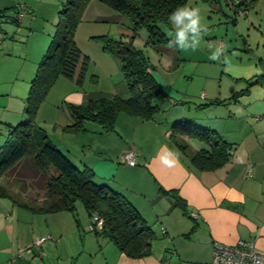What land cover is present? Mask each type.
<instances>
[{"label": "crops", "instance_id": "0c3cea01", "mask_svg": "<svg viewBox=\"0 0 264 264\" xmlns=\"http://www.w3.org/2000/svg\"><path fill=\"white\" fill-rule=\"evenodd\" d=\"M92 1L99 4L90 6ZM92 1L85 9H92L91 13L96 14L86 20L88 27L85 30L88 33L91 52L81 51L88 54L89 62L91 58L95 60L89 83L92 86L98 85L100 76H104L105 87H85L88 83L89 65L80 86L60 77L38 109L35 117L37 125L45 130L47 135V129L52 126L53 134L61 135V143L52 142L65 152L80 170L86 167L92 169L100 182L122 193L153 231L158 230L164 241L175 248V254L191 256L199 263H207L212 259L215 243L234 245L247 241L253 242L257 253L264 255V55L259 57L258 62L244 63L242 60L235 65L239 73H235L234 69L232 73L228 65L224 64L222 69L230 79L224 82L225 87L215 88L213 79L210 80L207 75L199 73L198 76L204 79L201 84L200 104L188 101L192 96L187 76L199 72L200 65L206 63L203 60L213 56V53H202L203 56L192 64L186 68L184 65L181 76L174 83L170 82L166 89L163 88V83L154 77L152 70L153 77L163 90V95L159 97L168 99L171 108L164 107L159 100L157 103V97L154 102L160 111L151 120H141L127 113H120L116 117L113 131L107 132L102 125L90 120L83 123V129L73 131L68 129L74 123L68 105H82L115 96L123 99L130 97L121 61L104 51L99 38L107 36L126 41L133 35V22L99 1ZM10 2L0 0V30L5 34L2 24L11 23L20 28V23L12 20L20 11L25 10L17 5L9 6ZM257 2L249 9L248 15L252 12L255 14L253 19L255 18L264 33V13L261 14L262 11L258 10ZM248 15H238L236 18ZM224 16L231 22V15L224 13ZM109 22L112 26L107 29H99L96 26L98 23ZM232 25H237V22ZM32 32L34 31L29 29L28 37ZM49 32L48 30L47 34ZM45 35L44 40L38 43L39 49H42L38 56L36 52L39 49L35 52L34 67L42 60L41 56L45 55L44 48L48 43V37ZM171 48L168 46L155 51L164 58L171 54ZM28 56L29 54L26 59ZM32 70V67L27 66V74ZM61 79L68 81L62 99L60 98V102H48L55 87L60 85L59 83H66L65 80L61 82ZM68 83H73L74 86ZM190 104L194 107H189ZM186 109H193L194 112L188 114ZM209 111L215 113L208 116ZM258 117L261 119L257 120ZM19 118L22 119L23 116ZM21 119L18 124L23 120ZM182 120L193 121L215 132L231 147L228 161L221 167L209 170L194 165L193 156L198 151L209 150V147L198 138L186 136L176 139L179 145L185 146L186 149L182 150L174 144L170 139L171 127ZM6 124L18 125L14 124L12 118H8ZM66 135H70L69 138H66ZM129 149L138 153L135 167L122 162L123 154ZM5 188L10 195V189ZM19 191L13 197H19L22 192V196L32 200L29 192ZM170 192L184 200L186 213L176 206ZM43 200H35L39 202L35 206L20 204L23 208L17 211V216H14L13 212L4 217L5 222L0 223V264H70L74 258H77L78 264L79 258L84 254H88L91 261L95 255L101 254L104 264H152L149 261L152 257L133 259L120 252L114 244L116 248H109L112 247L109 240L90 230L94 217L85 208L83 211L86 215L84 213V218L79 221L76 212H40ZM21 213L28 220V224H24L27 228H21L19 221L17 222L18 218H22ZM41 214H45V217L40 216ZM44 236L51 237V242H45L39 249L32 248L35 240ZM27 246L31 247L24 250ZM25 251L30 253L25 254Z\"/></svg>", "mask_w": 264, "mask_h": 264}, {"label": "trees", "instance_id": "16d2710c", "mask_svg": "<svg viewBox=\"0 0 264 264\" xmlns=\"http://www.w3.org/2000/svg\"><path fill=\"white\" fill-rule=\"evenodd\" d=\"M92 0H66L61 10L62 20L57 24V33L47 52L39 62L36 74L30 83L26 99L25 116L18 125L6 124L8 139L0 147V180L14 171L23 161H28L33 177L43 187L44 200L40 212L75 213L80 202L93 217L103 221L101 229L94 232L109 240L118 250L130 258L140 259L151 255L152 242L156 239L153 228L147 223L133 204L107 184L100 182L95 172L86 167L80 170L68 155L63 153L49 138L45 130L35 121L41 104L60 77L82 85L89 57L81 51L75 41L78 26L87 5ZM112 10L125 15L133 22V35L126 41L107 36L100 37L104 51L117 57L122 63L124 79L130 93L127 99L115 96L89 101L82 105H68L74 123L68 129H83L87 120L99 123L105 131H113L116 117L127 113L141 120H151L160 109L155 99L163 95L153 77L144 52L134 47L138 29L145 28L147 45L156 50L175 47L170 44L160 25L171 28L169 14L177 7L187 5L188 0H97ZM208 1V0H204ZM232 9L234 17L242 9H250L257 0H223ZM231 17V22L236 19ZM12 19V18H11ZM15 23H19L16 18ZM251 85V82H249ZM205 106H198L204 108ZM194 137L207 143L209 150L198 151L192 162L203 170L216 169L225 164L231 147L208 128L190 120L176 122L171 127L170 139L182 150L177 137ZM170 194L175 204L186 213L184 200L174 192ZM0 196L10 198L8 190L0 184Z\"/></svg>", "mask_w": 264, "mask_h": 264}, {"label": "rangeland", "instance_id": "374dc122", "mask_svg": "<svg viewBox=\"0 0 264 264\" xmlns=\"http://www.w3.org/2000/svg\"><path fill=\"white\" fill-rule=\"evenodd\" d=\"M10 1L11 2L9 6L17 5V7L22 9L25 8V10L23 12L24 17L21 22H19L21 25L20 28L14 26L11 23H7L2 24L6 34L0 30V147L3 146L8 139L7 128L5 125L7 119L12 118L14 124H18V121L21 119L19 118L21 115L23 116L22 119L26 118L24 113L26 99L29 94L30 83L34 78L39 65L38 62L35 64V67L33 66L35 52L39 49L38 43L39 41L44 40V35L46 34L45 36L48 37V43L46 44L47 46L44 48V52L46 53L50 43L57 33V24L62 20L63 17L61 10L63 9L64 3L66 2V0ZM257 3L258 10L262 11L261 14H263L264 0H258ZM90 4V6H92V4L99 3L92 1ZM187 5L199 8L202 17V39L195 51L191 49L183 51L178 47H172L169 49L171 54L168 56H170V58L168 56L163 58L158 52L155 51V48L147 45L148 33L145 28L138 29L133 45L136 49L144 52V55L148 58L150 64L153 66L154 77L163 83L162 85L164 89L169 86L170 82L174 83L177 81V79L181 76L184 65L186 68L188 65L192 64L193 61L199 57H202V53H213V56L203 60L206 63H202L200 65L199 72H197L195 75L187 76V82L189 83L190 87L189 92L192 96L188 101L191 103H194L195 101L200 104L202 103V100L199 99L201 95V84L203 83L204 79L198 76L199 73L207 75L210 80L213 79V85L215 88H218V86L225 87L224 82H226L228 78L224 74V69H222L224 64H227L228 69L231 71L234 69L235 73H239L236 70L237 67H235V65L239 64L242 60L245 61L244 63H248L250 61L258 62L259 57L262 54L264 55V33L258 27V22L255 20V18L253 19L255 16L253 12L249 15L247 14L248 16L246 17L241 16L240 18H235L232 9H230L223 0H208L207 2L204 0H188ZM86 11L87 10H85L83 14L79 32L75 40L82 51L90 53L91 47H89L90 44L87 36L88 33L85 30L88 27L86 20L90 19L91 17H95L96 14L91 13L92 9H89L87 12ZM224 13L234 17L236 19L237 25L234 26L232 25V22H228L224 16ZM262 16H264V14ZM96 26H98L99 29H107L108 26L110 27L112 24L110 22L108 24L98 23ZM160 27L165 32L167 37L174 41L175 30L173 26L171 25V28H169L165 25H160ZM29 29H32L34 32H32V34L28 37ZM48 30L50 31L49 34H47ZM12 37L13 39H11ZM220 43H222L224 46L222 51H219L218 49V45ZM10 45L13 46L9 47ZM40 49L42 48L40 47ZM40 49L38 52H36L37 56L39 51H41ZM28 54V59H26ZM91 59L92 60L89 62L90 72L88 76V83H86L85 87L87 89L90 87L94 89H102L105 87L104 85L106 81L104 76H100L99 84H94V87L89 83V79L92 76V71H94L95 68V60L93 58ZM180 63H182V66L178 68ZM27 66L32 67L33 69L32 71L28 72V74ZM61 80V82L65 80L64 82L66 83L63 85L62 83H59L60 85L55 87L50 99L48 98V102H60L62 99V94L65 92L64 87L68 81L67 79ZM68 84L73 85V83ZM158 100L160 103L165 105L164 107H170L168 99L165 97L157 98V103ZM189 107L192 108L194 106L193 104H190ZM186 112L189 114L193 113L194 111L193 109H186ZM210 112L211 111L207 112L208 116L215 113V111H212L211 113ZM47 132L51 141L60 142L61 135L53 134L52 126L47 129ZM69 136L70 135H66V138H69ZM28 161L29 160L27 159L26 162L23 161L14 171L10 172L6 177H3V179L0 180L2 185H5V187L10 189V195L12 196L10 198H3L0 196V223L2 221L5 222L4 217L13 214V212L14 216H17V211L23 208L20 206V204L35 206L39 204V202L35 200L44 199L43 187L37 178L33 177L34 174L32 175L31 173L32 169L29 170L30 167L27 164ZM16 188L17 191H15ZM19 190L26 191L27 193L29 192L28 194L31 195L32 200L22 196V192L20 193L19 197H13L15 193L17 194L20 192ZM83 208L84 207L80 202L76 204L75 212L79 221L84 218V213L86 215V212L83 211ZM14 209L16 211H13ZM20 216L22 218H18L19 220H17V222L19 221V226L21 228H27V226L24 225L28 224L26 216L22 213ZM40 216L44 218L45 214H41ZM37 217L39 216L37 215ZM154 232L156 234V239L152 242V255L149 256V258L152 257V259L149 260L152 262V264L199 263L194 257L175 254V248L173 246H169L164 241L165 239L159 235L158 230L154 229ZM48 242L51 241L48 240ZM110 246L112 247L109 248H116L113 244H110ZM30 247L31 246H27L24 248V250H27ZM24 253L28 254L30 252L25 251ZM76 259L77 258L71 260L72 262L70 264H76ZM78 264H104V257L101 254L95 255L93 257V261H91L88 257V254H84L79 258Z\"/></svg>", "mask_w": 264, "mask_h": 264}, {"label": "built area", "instance_id": "2783aa9c", "mask_svg": "<svg viewBox=\"0 0 264 264\" xmlns=\"http://www.w3.org/2000/svg\"><path fill=\"white\" fill-rule=\"evenodd\" d=\"M249 9H242L239 11V15H247ZM23 11H20L16 16L18 21L23 18ZM224 46L222 43L218 45V49L222 51ZM258 117L257 120H260ZM138 153L134 149H129L122 156L123 164L135 167L137 166ZM103 221L97 217L93 218L90 226L91 231L101 229ZM164 232V230H163ZM51 240V237H42L35 241L32 248H41L45 242ZM29 250V249H28ZM196 264H264V255L257 253L255 244L253 242L240 241L234 245H226L215 243L212 249V259L207 263H196Z\"/></svg>", "mask_w": 264, "mask_h": 264}, {"label": "clouds", "instance_id": "9594fccd", "mask_svg": "<svg viewBox=\"0 0 264 264\" xmlns=\"http://www.w3.org/2000/svg\"><path fill=\"white\" fill-rule=\"evenodd\" d=\"M168 20L174 28V41L170 44L183 51H195L202 39V17L200 9L183 5L172 11Z\"/></svg>", "mask_w": 264, "mask_h": 264}]
</instances>
